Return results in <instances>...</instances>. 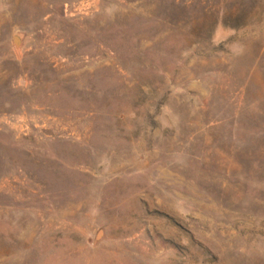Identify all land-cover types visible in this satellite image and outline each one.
Listing matches in <instances>:
<instances>
[{
    "label": "rangeland",
    "instance_id": "obj_1",
    "mask_svg": "<svg viewBox=\"0 0 264 264\" xmlns=\"http://www.w3.org/2000/svg\"><path fill=\"white\" fill-rule=\"evenodd\" d=\"M0 264H264V0H0Z\"/></svg>",
    "mask_w": 264,
    "mask_h": 264
},
{
    "label": "water",
    "instance_id": "obj_2",
    "mask_svg": "<svg viewBox=\"0 0 264 264\" xmlns=\"http://www.w3.org/2000/svg\"><path fill=\"white\" fill-rule=\"evenodd\" d=\"M14 45L16 48L19 46V39L17 37L14 38Z\"/></svg>",
    "mask_w": 264,
    "mask_h": 264
},
{
    "label": "bare ground",
    "instance_id": "obj_3",
    "mask_svg": "<svg viewBox=\"0 0 264 264\" xmlns=\"http://www.w3.org/2000/svg\"><path fill=\"white\" fill-rule=\"evenodd\" d=\"M100 236H101V234L99 233V234H98V238H99Z\"/></svg>",
    "mask_w": 264,
    "mask_h": 264
}]
</instances>
